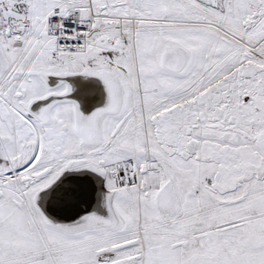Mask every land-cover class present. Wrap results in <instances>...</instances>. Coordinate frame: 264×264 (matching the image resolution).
Listing matches in <instances>:
<instances>
[{
	"label": "snow or ice",
	"instance_id": "6c2138e0",
	"mask_svg": "<svg viewBox=\"0 0 264 264\" xmlns=\"http://www.w3.org/2000/svg\"><path fill=\"white\" fill-rule=\"evenodd\" d=\"M0 264H264V0H0Z\"/></svg>",
	"mask_w": 264,
	"mask_h": 264
}]
</instances>
